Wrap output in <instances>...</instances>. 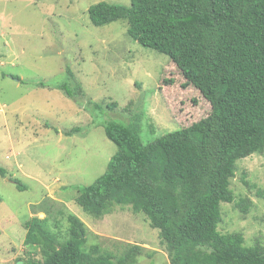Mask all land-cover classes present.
<instances>
[{"label":"rangeland","instance_id":"rangeland-1","mask_svg":"<svg viewBox=\"0 0 264 264\" xmlns=\"http://www.w3.org/2000/svg\"><path fill=\"white\" fill-rule=\"evenodd\" d=\"M100 1L131 4L0 0V164L8 170L0 174V264L41 257L28 253L25 224L46 215L33 212L45 199L77 214L89 228L90 244L113 251L139 244L151 252L137 264H170L159 230L144 213L116 205L96 218L75 197L79 185L106 171L117 151L105 122H129L140 114L147 142L208 116L211 104L200 90L184 86L167 54L134 41L125 21L95 26L89 8ZM75 128L80 130L67 135ZM231 187L236 201L221 203L218 229L242 232L248 246L257 238L264 242V152L238 160ZM241 198L251 201L246 214L237 204ZM61 224L65 229L67 221Z\"/></svg>","mask_w":264,"mask_h":264},{"label":"trees","instance_id":"trees-1","mask_svg":"<svg viewBox=\"0 0 264 264\" xmlns=\"http://www.w3.org/2000/svg\"><path fill=\"white\" fill-rule=\"evenodd\" d=\"M89 16L95 26L123 20L134 41L167 54L184 86L200 90L211 112L147 142L140 114L105 122L117 151L93 183L78 186L76 203L96 218L116 205L144 213L159 230L170 264H264L259 238L248 246L242 232L218 229L221 203L236 201L231 181L238 160L264 152V0L100 1ZM58 88L75 98L67 83ZM7 172L0 164V174ZM237 204L246 214L251 201ZM33 212L46 215L25 224L28 253L41 255L28 264H137L151 252L133 243L119 251L90 244L86 223L52 199Z\"/></svg>","mask_w":264,"mask_h":264}]
</instances>
